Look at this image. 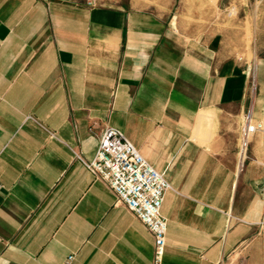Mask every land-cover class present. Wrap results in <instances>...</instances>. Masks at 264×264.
I'll return each instance as SVG.
<instances>
[{
  "label": "crops",
  "instance_id": "obj_1",
  "mask_svg": "<svg viewBox=\"0 0 264 264\" xmlns=\"http://www.w3.org/2000/svg\"><path fill=\"white\" fill-rule=\"evenodd\" d=\"M89 1L0 0V264H153L150 230L78 158L108 127L173 185L164 264H264V132L241 141L264 121V0L198 34Z\"/></svg>",
  "mask_w": 264,
  "mask_h": 264
},
{
  "label": "built area",
  "instance_id": "obj_2",
  "mask_svg": "<svg viewBox=\"0 0 264 264\" xmlns=\"http://www.w3.org/2000/svg\"><path fill=\"white\" fill-rule=\"evenodd\" d=\"M95 5L96 0L89 1ZM257 130L264 132V121L253 123L247 117L242 127V154L249 137ZM78 158L95 178L107 184L119 203L125 205L150 230L154 239L153 264H164L167 248L168 219L162 212L165 195L173 185L140 152L135 144L116 127H108L92 160ZM264 223V219L262 221ZM73 255L68 256L70 262Z\"/></svg>",
  "mask_w": 264,
  "mask_h": 264
},
{
  "label": "rangeland",
  "instance_id": "obj_3",
  "mask_svg": "<svg viewBox=\"0 0 264 264\" xmlns=\"http://www.w3.org/2000/svg\"><path fill=\"white\" fill-rule=\"evenodd\" d=\"M120 2L151 9L161 18L173 22L177 32L198 34L202 27L210 28L213 19H230L237 15V0H97Z\"/></svg>",
  "mask_w": 264,
  "mask_h": 264
}]
</instances>
